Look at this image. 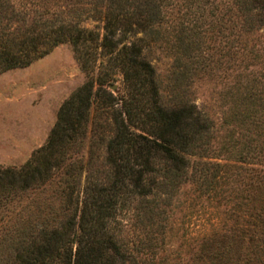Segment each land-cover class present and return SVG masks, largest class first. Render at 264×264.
<instances>
[{"label": "trees", "instance_id": "obj_1", "mask_svg": "<svg viewBox=\"0 0 264 264\" xmlns=\"http://www.w3.org/2000/svg\"><path fill=\"white\" fill-rule=\"evenodd\" d=\"M59 43L85 78L43 143L0 166V264H153L184 184L202 211L188 264H264V0H0V72ZM215 73L216 119L182 93Z\"/></svg>", "mask_w": 264, "mask_h": 264}, {"label": "rangeland", "instance_id": "obj_2", "mask_svg": "<svg viewBox=\"0 0 264 264\" xmlns=\"http://www.w3.org/2000/svg\"><path fill=\"white\" fill-rule=\"evenodd\" d=\"M85 14L94 13L90 10ZM80 24L99 30L101 21L87 16ZM156 45L144 44L143 53L154 66L162 100L169 102L177 91L171 86V60ZM215 75L193 78L182 87V93L216 119L220 110V77L218 73ZM84 78L68 43L57 44L26 66L0 72V166H19L32 149L43 143L58 105ZM111 84L107 86L109 90L120 92L121 74L116 73ZM93 112L91 108L89 131ZM199 204L200 199L187 184L179 187L170 205L164 238L157 243L153 264H188L200 228Z\"/></svg>", "mask_w": 264, "mask_h": 264}, {"label": "water", "instance_id": "obj_3", "mask_svg": "<svg viewBox=\"0 0 264 264\" xmlns=\"http://www.w3.org/2000/svg\"><path fill=\"white\" fill-rule=\"evenodd\" d=\"M110 86H112V84H110Z\"/></svg>", "mask_w": 264, "mask_h": 264}]
</instances>
